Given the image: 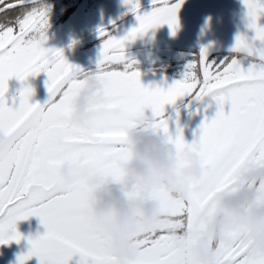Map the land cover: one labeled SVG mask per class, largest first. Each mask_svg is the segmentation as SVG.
Instances as JSON below:
<instances>
[{
  "label": "snow or ice",
  "instance_id": "obj_1",
  "mask_svg": "<svg viewBox=\"0 0 264 264\" xmlns=\"http://www.w3.org/2000/svg\"><path fill=\"white\" fill-rule=\"evenodd\" d=\"M151 2L152 10L141 14L139 0H124L137 20L126 35L117 38L103 27L97 30L102 42L95 71L68 63L59 49L44 47L48 10L37 0H19L20 5L35 6L14 19L0 20V131L8 136L0 147V245L27 239V252L17 257V264L32 257L38 264H70L76 257V264H119L108 247L112 238L86 212L87 201L97 190L106 183H123L124 164L133 155L129 128L161 135L181 153L191 148L204 169L200 177L181 184L185 192L181 198L166 188L139 185L126 193L129 198L158 200L165 218L159 227L135 234L138 253L129 264H199L189 248L214 216L219 197L248 186L264 205V183L248 185L245 178L251 167L264 166V25L259 23L264 0H242L247 28L254 35L237 34L230 50L255 55L259 63L245 70L236 58L209 62L208 49L202 47L198 55L202 78L191 60L182 79L166 87L144 86L132 67L134 61L125 56L126 43L138 35L163 25L175 35L179 27L177 14L184 0ZM41 73L47 78L48 98L43 104L32 103L35 93L27 80ZM90 76L101 82L102 99L90 108L87 126L78 127L71 122V113ZM13 78L21 87L10 104L8 81ZM185 98V107L209 98L217 109L212 118L204 115L192 142L185 140L178 123L173 133L165 115L166 106ZM78 162L88 167L96 184H87L79 170L70 183L59 175L64 164ZM190 164L181 158L178 166ZM30 217H36L45 231L25 238L16 225ZM245 232L240 226L226 231L225 240L213 241L216 264H264V251L245 239ZM184 233L188 247L177 248L175 240Z\"/></svg>",
  "mask_w": 264,
  "mask_h": 264
},
{
  "label": "clouds",
  "instance_id": "obj_2",
  "mask_svg": "<svg viewBox=\"0 0 264 264\" xmlns=\"http://www.w3.org/2000/svg\"><path fill=\"white\" fill-rule=\"evenodd\" d=\"M87 85L74 102L71 122L78 127H86L93 103L102 99L101 82L93 77L87 78ZM127 140L132 148V159L124 164L123 183H106L87 201V218L99 229L106 232L112 243L108 245L119 264H129L135 259L138 249L133 237L142 229L159 227L164 221L161 203L158 200L129 198L126 195L134 185L144 189L166 188L173 197L185 195L181 184L190 178L200 177L204 169L201 158L191 148L179 152L174 144L152 131L137 128L127 130ZM8 141V136L0 131V147ZM183 158L191 161L190 166L180 168ZM79 170L81 178L89 185L96 184V177L83 162L66 163L59 168V175L72 182L74 171ZM248 185L264 183V166L251 167L245 176ZM244 226L245 239H250L254 247L264 251V205L257 202V194L252 187H241L236 193L221 196L211 217L198 239L189 248L199 264H216L213 241L225 240V232ZM188 234L175 240L177 248L188 247Z\"/></svg>",
  "mask_w": 264,
  "mask_h": 264
},
{
  "label": "rangeland",
  "instance_id": "obj_3",
  "mask_svg": "<svg viewBox=\"0 0 264 264\" xmlns=\"http://www.w3.org/2000/svg\"><path fill=\"white\" fill-rule=\"evenodd\" d=\"M172 2L175 1L172 0ZM139 4L141 14L152 10L151 0H139ZM198 6L200 4L197 0H184L177 14L179 27L175 35L171 34L167 25H163L151 29L143 35H138L134 41L126 43L125 56L128 60L134 61L132 67L140 73V80L144 86L158 85L166 87L173 83L171 76L169 77L164 72H159L157 65L160 62V66L163 69L169 68L168 59L163 57H171L172 54L176 53V48L179 46L184 47L187 43L205 42L209 47H231V41L221 42L215 40L216 38L209 34L210 30L204 24V21L200 22V26H195L191 23V17L198 14L196 13ZM220 7L218 6L216 13L220 11ZM129 8L130 6L126 5L124 0H49L47 7L49 27L46 32L47 40L44 47L51 49L54 44L57 45L61 42L60 38H57L60 30L65 31L69 27H78V32L81 34L77 41H73L71 37H68L63 40L58 49L62 51L68 63L79 66L85 71H95L102 42L98 38L97 30L103 27L117 38L126 35L133 27L137 26L136 16L134 13L131 14L132 12ZM198 11L202 12L201 8ZM240 22L247 27L246 11L240 17ZM82 34L84 39L81 37ZM92 35L95 36V39L89 41V37ZM46 79L43 73L36 77L28 78L27 84L34 89L35 93L31 99L32 103L43 104L47 100ZM15 82L17 80L14 78L9 80L8 86ZM20 87L21 84L7 95L10 104L11 98L17 95ZM187 104L188 98H185L182 101H177L176 106H166L165 115H167L169 120L170 130L174 133L178 123L183 129L185 140L192 142L194 139L193 133L198 129L204 115L212 118L217 109L215 102L209 98L205 99L203 103L193 101L189 107H185L184 105ZM209 104L211 107H208L205 112L204 108ZM227 110L228 106L226 105L225 111ZM16 227L25 238H27V230H29V233L31 231V237L38 235L34 232L36 230L42 229L45 231L36 217L19 221ZM9 245L13 249L0 257V264H4L1 263V260L5 261L6 264H17V257L26 253L28 249L27 239H22L19 243L12 242ZM5 250L4 245H0V251ZM76 259L78 257L74 258L70 264H76ZM26 264H38L37 258L32 257Z\"/></svg>",
  "mask_w": 264,
  "mask_h": 264
},
{
  "label": "flooded vegetation",
  "instance_id": "obj_4",
  "mask_svg": "<svg viewBox=\"0 0 264 264\" xmlns=\"http://www.w3.org/2000/svg\"><path fill=\"white\" fill-rule=\"evenodd\" d=\"M48 1L49 0H37V5H44L46 8L48 7ZM175 1V0H174ZM199 1L200 6H198V10L201 8L202 12H199L197 10L196 16H192L191 23L193 25L200 26V22L204 21L205 25L210 30L209 34L211 36H214L216 39L221 42L223 41H231V47L222 46V47H209L208 44L203 43H187L184 47H178L176 48V53L172 54L171 57H163L168 59L169 62V68L163 69L160 66V62H158L157 69L159 72H164L165 75H168L169 77L173 79L172 81L182 79L183 74L185 72L186 64L194 60L197 63V74L200 78H202V73L198 70V55L200 52V49L202 47H205L208 49V56L207 59L209 62H220L224 59H232L236 58L240 64L241 67L247 70V68L253 64V63H259L258 57L253 55L250 56L245 52H232L230 51L233 47L235 37L237 34H244L247 35L249 38H251L254 33L246 29L241 22L239 23V19L242 16V14L247 11L244 7L242 0H197ZM15 4L16 7L9 8V5ZM32 6L31 4L27 5H20L19 0H3V3L0 4V20H4L5 18L8 19H14L17 15L21 14L24 10H30ZM218 6H221L219 8L218 15L216 13V10ZM133 14V12L131 13ZM129 14V15H131ZM128 15V16H129ZM216 15V19L214 20V17ZM127 16V17H128ZM259 23L261 25H264V17H261ZM79 29L78 27L75 28L69 27L65 31H61L58 34L57 38H60L61 42L57 45L54 44L51 49H58L60 44L63 42V40H66L68 37H71V40L77 41L79 38ZM83 39L84 35L82 34ZM95 39V36L92 35L89 37V41ZM256 47H261L260 43L257 41L255 42ZM154 69V67H153ZM30 78V77H29ZM20 83L17 81L11 86L8 87V93L7 95L15 90V88ZM48 93L46 94V96ZM207 99V98H205ZM182 112H185L184 110H181ZM188 111V110H186ZM167 117V115H166ZM183 117V116H182ZM37 234H43L44 230H36L34 231ZM31 235V231L29 233V230H27L26 237H29ZM5 251H0V257L2 255H5L7 251L13 249V247H10V245H4ZM1 263L6 264L5 261L1 260Z\"/></svg>",
  "mask_w": 264,
  "mask_h": 264
}]
</instances>
